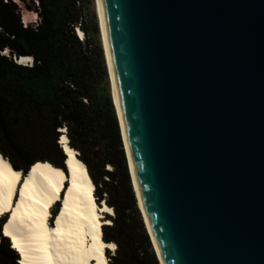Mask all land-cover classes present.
Segmentation results:
<instances>
[{"label":"water","instance_id":"obj_1","mask_svg":"<svg viewBox=\"0 0 264 264\" xmlns=\"http://www.w3.org/2000/svg\"><path fill=\"white\" fill-rule=\"evenodd\" d=\"M100 5L163 264H264V0Z\"/></svg>","mask_w":264,"mask_h":264},{"label":"trees","instance_id":"obj_2","mask_svg":"<svg viewBox=\"0 0 264 264\" xmlns=\"http://www.w3.org/2000/svg\"><path fill=\"white\" fill-rule=\"evenodd\" d=\"M16 1L35 12L38 22L23 24ZM82 4L0 0V154L25 171L35 160L64 170L57 142L58 129L64 127L95 185L97 202L104 199L113 209L101 235L116 245L112 254L106 251L109 264H159L135 207L97 20L94 14L84 17ZM5 49L8 56L1 52ZM22 55L32 61L18 63L15 57ZM40 146L48 152L33 159ZM88 156L109 169L97 177ZM107 186L112 192L102 199ZM16 258L6 238L0 239V264H15Z\"/></svg>","mask_w":264,"mask_h":264},{"label":"bare ground","instance_id":"obj_3","mask_svg":"<svg viewBox=\"0 0 264 264\" xmlns=\"http://www.w3.org/2000/svg\"><path fill=\"white\" fill-rule=\"evenodd\" d=\"M94 5L103 58L108 71L111 98L121 126L131 190L142 222L150 234L152 248L158 256L157 260H159V264H163L151 236L132 171V161L125 140L105 40L100 0H94ZM78 32L81 35V31ZM3 51L7 52V49ZM21 57L23 58L18 62H22L25 58H31L28 55ZM28 62L23 63L27 64ZM58 131L60 133L57 142L64 154V170L47 160H35L25 171L14 168L9 160L0 154V199L5 202L10 201V205L6 204L10 210L0 215V219L5 215L0 224V236L7 239L10 249L17 254V264L21 259L24 260V264H109L105 251L113 250L114 248H109L108 245H115V243L103 240L101 235L102 227L108 220L104 214L112 215L113 209L104 199L97 202L94 195L95 185L85 164L77 156V150L68 144L64 127H60ZM61 137L64 139L61 140ZM33 164H39L40 167L33 171ZM17 172L20 173L19 177L14 175ZM54 206L56 208L53 211ZM108 209H111V212L107 211ZM56 215L60 217L59 224L53 223ZM9 219L11 223H8ZM5 224H7L6 230L17 237L16 243L25 249V257H21L10 246L12 241L3 234ZM53 228H56L57 232L54 233ZM57 245L59 246V255L56 254ZM97 248L100 249L99 252H97Z\"/></svg>","mask_w":264,"mask_h":264},{"label":"rangeland","instance_id":"obj_4","mask_svg":"<svg viewBox=\"0 0 264 264\" xmlns=\"http://www.w3.org/2000/svg\"><path fill=\"white\" fill-rule=\"evenodd\" d=\"M83 3L82 4V8H83V12H84V17L85 18H89L90 16H91V14H94V17L96 18V10H95V5H94V0H79V3ZM16 3H17V5H18V7H19V9H20V20H21V22L23 23V24H35V22H38V17H37V15L35 14V12H33V11H31V10H28L21 2H17L16 1ZM33 17H35V18H33ZM97 20V19H96ZM98 25V24H97ZM79 30H78V28L76 29V33H77V35H78V37H80L81 38V36H82V33H81V35L79 34V32H78ZM98 32H99V28H98ZM99 40H100V44H101V38H100V35H99ZM101 48H102V46H101ZM2 53H4L5 55H7L8 56V51L7 52H4V51H1ZM13 59V58H12ZM30 62H28L27 64H29ZM108 82H109V80H108ZM109 89H110V84H109ZM110 94H111V90H110ZM59 145V144H58ZM60 146V145H59ZM41 151H43V152H48L47 151V149L45 148V147H43V146H40V147H38V148H36L35 149V151H34V154L32 155V158L33 159H37V158H39V156H41V155H39V153L41 152ZM38 156V157H37ZM84 156H86V153L84 154ZM88 159H89V163H90V165H91V167H92V170H93V172H94V174L98 177L99 176V174L102 172V169H106V170H108L109 169V166L108 165H104L102 168L100 167V165H99V162L97 161V160H95V159H93V157H91V156H88L87 157ZM129 176V175H128ZM102 179H107V177L106 176H102ZM131 185V184H130ZM98 186L100 187V188H103V186L101 187V184H98ZM101 190H103V189H101ZM105 191L104 192H102L101 193V197H102V199L103 198H107V197H109L110 195L109 194H111V192H112V189H111V187H109V186H107L105 189H104ZM109 191H110V193H109ZM94 195H95V193H94ZM134 197V196H133ZM135 207H136V205H135ZM55 208H56V206H54V208H53V211L55 210ZM136 210L138 211V214H139V216H140V213H139V210H138V208L136 207ZM52 211V212H53ZM113 215V214H112ZM104 216H105V218H107L108 220H106V221H112V216H111V214L110 215H108V214H104ZM103 216V217H104ZM141 217V216H140ZM106 224H109V223H106ZM111 224V223H110ZM7 240V239H6ZM8 242V241H7ZM8 245H9V243H8ZM114 250V249H113ZM113 250H110L109 251V249H107L106 251H109L110 252V254H112V251ZM16 256H17V254H16ZM17 259V258H16ZM16 259H15V264H17V262H16Z\"/></svg>","mask_w":264,"mask_h":264},{"label":"snow or ice","instance_id":"obj_5","mask_svg":"<svg viewBox=\"0 0 264 264\" xmlns=\"http://www.w3.org/2000/svg\"><path fill=\"white\" fill-rule=\"evenodd\" d=\"M33 18H35V17H33ZM30 59L31 58H25L22 62H28V61H30ZM63 139L64 138L61 137V140H63ZM39 167H40L39 164H33V166H32L33 171L37 170ZM14 175H16L17 177H19L20 173L17 172ZM6 204L7 205H10V201L5 202L2 199H0V215H3V213L5 211H9L10 210V208L7 207ZM107 211L111 212V209H108ZM59 221H60V217H59V215H56L55 219L53 220V223L54 224H59ZM8 223H11V220L10 219H9ZM105 223H109L110 224L111 221H105ZM6 229H7V224L4 225L3 234L5 236H8L10 238V240L12 241V243H11L10 246L13 249H15L20 254L21 257H25V249L23 247H21L18 243H16L17 237L15 235H12L11 233H9ZM52 231L55 233V232H57V229L56 228H53ZM93 239H95V237H93ZM108 247L109 248H115L116 245L110 244V245H108ZM56 248H57L56 254L59 255L60 254L59 246L57 245ZM99 251H100V249L97 248V252H99ZM19 264H24V260L21 259L19 261Z\"/></svg>","mask_w":264,"mask_h":264},{"label":"flooded vegetation","instance_id":"obj_6","mask_svg":"<svg viewBox=\"0 0 264 264\" xmlns=\"http://www.w3.org/2000/svg\"><path fill=\"white\" fill-rule=\"evenodd\" d=\"M5 241V239H3V242Z\"/></svg>","mask_w":264,"mask_h":264},{"label":"built area","instance_id":"obj_7","mask_svg":"<svg viewBox=\"0 0 264 264\" xmlns=\"http://www.w3.org/2000/svg\"><path fill=\"white\" fill-rule=\"evenodd\" d=\"M112 253H113V251H112ZM17 261V260H16Z\"/></svg>","mask_w":264,"mask_h":264}]
</instances>
